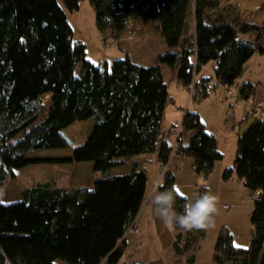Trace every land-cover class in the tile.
Instances as JSON below:
<instances>
[{
  "label": "trees",
  "instance_id": "16d2710c",
  "mask_svg": "<svg viewBox=\"0 0 264 264\" xmlns=\"http://www.w3.org/2000/svg\"><path fill=\"white\" fill-rule=\"evenodd\" d=\"M60 1L73 13L86 0ZM88 1L108 45L135 19L155 24L166 48L150 66L130 56L97 64L88 60L85 44L74 41L59 0H0V192L17 171L31 165L91 163L94 173L104 174L92 187L66 189L43 182L23 190L18 202L0 200V264H137L122 262L125 236L144 208L148 177L131 161L157 155L159 164L168 167L159 192L174 190V209L183 214L187 200L175 187L171 160L191 159L204 179L224 160L216 135L197 113L185 112L178 139L177 124L163 129L172 104L163 69L188 89L193 82H207L198 75L213 64L219 82L214 91L220 86L228 90L237 86L254 55L264 56V21L244 20L233 6H223L224 0ZM246 35L255 39L244 40ZM256 90L252 83L241 84V99L249 102ZM45 96L51 107L41 121ZM90 120L93 128L82 145L73 146L63 137V130ZM68 149L73 153L67 158L31 157L38 151ZM129 163L130 172L111 175ZM233 176L253 198L252 240L248 248H237L223 229L214 263L264 264V120L256 117L238 134L236 159L223 180ZM207 190L200 187L198 197ZM173 227L179 256L203 232Z\"/></svg>",
  "mask_w": 264,
  "mask_h": 264
},
{
  "label": "rangeland",
  "instance_id": "374dc122",
  "mask_svg": "<svg viewBox=\"0 0 264 264\" xmlns=\"http://www.w3.org/2000/svg\"><path fill=\"white\" fill-rule=\"evenodd\" d=\"M59 2L68 15L70 25L74 32V41L85 44L87 49V58L90 61L97 63L101 60L100 64H102L106 58L109 61L122 59L124 52L121 48L125 46L135 49L136 53L139 55H147L148 60L146 59V61L149 65L153 63V58L155 59L163 52V40L153 23L145 24L140 21H134V19L133 22H130L126 33H124L120 39L114 40L110 45H108L106 41H108L109 38L99 33L96 26L95 13L88 0L81 2L79 11H75L73 13L66 10L60 0ZM223 2H230L234 4V6L242 12V15H244L246 19L255 23L261 21V16L259 14L253 16L250 14V19L249 13L247 12H258L260 7L263 5L262 1L224 0ZM106 46L109 48H106ZM258 61L259 60L256 56L249 63L245 69L246 72L243 77L244 79L248 78L251 80H260L259 78L264 74V63L261 64V62L259 63ZM164 69L166 80H173L175 73L167 68ZM237 87H239V84L236 88ZM233 89L235 90V87H233ZM171 90L174 93V86H172ZM186 90L188 97L183 107L178 105V107L175 108L174 105L171 104L167 107L164 118V128L169 126L168 124L171 119L178 117L181 114H185L188 110L197 113L203 123L207 125L208 129L215 134H218L219 140L223 143L222 145L226 154L224 163L231 164V162H233L235 151L233 148V136L237 135L238 132H244L254 121L255 115L250 113L247 114L244 118L245 122L241 123V125H238L239 120L237 119V125L234 127L233 111H236V109H238L237 107H241L243 105L247 107L246 102L240 106L235 105L234 100L228 97L227 89L221 86L215 89V91L213 89L208 97L200 100H196L192 97L191 87ZM257 90L256 95L263 100L264 84L258 86ZM184 92L185 91H181L179 95H182ZM43 105L46 108V111L41 115V121L46 119L51 107L49 96H45L43 98ZM255 107L259 108L262 106L257 105ZM251 108L253 109L254 107L251 106ZM178 126L176 134L180 133L182 122L178 123ZM240 126L241 129L239 130ZM92 128V120L88 122H77L68 129L63 130L62 135L73 146L77 147L86 141ZM72 153L73 149L38 151L32 153L31 157L36 159H62L71 157ZM179 159L182 158L176 157L173 159L174 161L171 163L172 165L170 167V170L174 173L177 179V191L187 201L192 200L194 202L198 197V190L200 187L205 186L208 190H211V192L218 198V214L215 217V226L211 229L203 230L200 236L194 237L192 247L189 248L188 252H184L183 255L179 256L175 253V251H173L174 249L172 247L173 237L171 235L173 234L175 228L173 225H166L160 217L156 216L154 217V220L156 219L154 224L157 223V226H162L163 229H165L164 237H162V234L160 236L161 241L157 240V230H155L156 226L153 227L152 217L149 219V216H152L150 215V212L152 213V209L150 207L154 205V198L159 193L160 186L164 183L163 170H167L168 167L164 166L159 171L157 164L154 166H148V196L144 204V208L147 205H150V207L145 209L143 208L144 212H142L139 222H137V218L132 223L125 236L126 239L131 235V233L140 232L139 235L133 236V238L137 237L138 243H132L126 253L129 256L133 255V259L130 260L134 263L139 261L138 263L142 264H188L190 259H194V262L191 264H215L213 260L215 248L219 235L223 229H227L229 231L233 238V244L235 247L248 248L250 246L253 231L250 222L253 212V198L250 196L246 187L242 184L233 183V185L230 184L229 186H225L227 187V189H225L221 180H217L216 171L206 180L203 177L193 174L192 164L194 162L190 159L185 158L184 161L186 162H184V164H182L178 169V167L175 166V163ZM128 172H130L128 168L116 170V173L119 175H124ZM103 175L104 174L101 172L94 173L92 171L91 163L71 165H31L17 171L15 180L9 179L7 181L5 187L1 189V202L9 204L18 202L21 199V192L23 190L39 183L51 182L57 187L74 189L75 187L82 185L90 186L92 183L94 184L97 179L102 178ZM148 220H150V224ZM177 234L178 232L175 230V235L177 236ZM122 245L123 244L120 246ZM136 245H138L140 249L132 253V250L135 249ZM184 247L185 241L181 243V249H184ZM57 264L64 263L59 262Z\"/></svg>",
  "mask_w": 264,
  "mask_h": 264
},
{
  "label": "crops",
  "instance_id": "0c3cea01",
  "mask_svg": "<svg viewBox=\"0 0 264 264\" xmlns=\"http://www.w3.org/2000/svg\"><path fill=\"white\" fill-rule=\"evenodd\" d=\"M227 5H229V6H233L235 9H236V12H238L242 17H243V19L244 20H248V19H246L245 18V16L244 15H242V12L241 11H239L238 10V8L237 7H235L234 6V4H232V3H230V2H227V3H223V6H227ZM247 13H249V17H250V14H252V16L253 15H257V14H259L260 16H261V21H258V22H256V23H260V24H262V22L264 21V3H263V5L260 7V9L258 10V12L256 11V12H254V11H251V12H247ZM250 19H251V17H250ZM249 21H251V20H249ZM155 28L158 30V28L156 27V25H155ZM244 40H251V41H253L254 39H255V37L253 36V35H246V36H243L242 37ZM127 46H129V45H127ZM164 47V48H163ZM162 50L164 51L165 50V44H164V42H163V45H162ZM121 50H123V52H124V56H123V58H125L126 56H130L132 59H135L138 63H140L141 65H146V66H150L151 64H147L148 62L146 61V59L148 60V58H147V55H139V54H137L136 53V51H135V49H131V48H128V47H125V46H123L122 48H121ZM137 50V49H136ZM257 56V58H258V62L260 63L261 62V64L262 63H264V56H261V55H258V54H256V55H254L250 60H249V62L247 63V65H246V67L249 65V63L253 60V58L254 57H256ZM154 59V58H153ZM153 59H152V62H153ZM106 61H109L107 58L105 59ZM100 61L101 60H99L98 62H97V64L98 63H100ZM163 70H165V69H163ZM245 72H246V70H245ZM245 72H244V74H243V76L241 77V79L238 81V84H239V86L241 85V84H243V83H252V84H254V85H256L257 86V88H258V86H261V84H264V74L259 78L260 80H251V79H248V78H246V79H244L243 77L245 76ZM200 75V76H199ZM198 75V80H203V79H210V78H214L215 77V74H214V70H213V64L212 65H209V66H206V67H204L203 69H202V71H201V73ZM263 77V78H262ZM176 77H174V79L173 80H170L169 82H170V90H169V92H170V95H171V97H172V104L171 105H174V107L175 108H177L178 107V105L181 107H183V105H185L184 103L187 101L186 99H187V97H188V93H187V90L184 88V87H182L178 82H177V80L175 79ZM237 84V85H238ZM172 86H174V89H175V91H174V93L172 92V90H171V88H172ZM181 91H185L182 95H179V93L181 92ZM257 91L258 90H256V94H257ZM255 94V96L252 98V99H250V101L249 102H246V104H247V107L246 106H241V107H237L238 109H236V111L234 110L233 111V124H234V127H235V125H237L236 124V121H237V119L239 120V123H238V125H241V123H244L245 122V117H246V115L247 114H252V108H251V106H262L263 108H264V99L262 100V99H260L257 95ZM180 96V97H179ZM260 99V100H259ZM235 104V103H234ZM253 115V114H252ZM183 117H184V114L182 115H180V116H178V117H175V118H173V119H171V121L169 122V126H167V127H165L164 128V126H163V129L165 130V131H169V130H171L172 129V127H173V125H175V124H177L178 125V123H181L182 122V120H183ZM238 117V118H237ZM256 119V116H255V118H254V120ZM247 121V120H246ZM254 122V121H253ZM252 122V123H253ZM247 123V122H246ZM163 125H164V123H163ZM243 125V124H242ZM207 126V125H206ZM208 128V127H207ZM241 129V126L239 127V130ZM210 131V130H209ZM212 132V131H211ZM173 133L175 134V132H174V130H173ZM214 133V132H213ZM215 134V133H214ZM238 134H241V133H237V135H234L233 136V148H234V156H233V162H231V164H225L224 163V160H225V158H226V154H225V150H224V148H223V143L219 140V137H218V134L216 133L215 135H216V137H217V141H218V149H219V151L224 155V160L223 161H221V162H219L216 166H215V168H214V170H213V172L212 173H214L215 171L217 172L216 174H217V180H221V183H222V185L225 187V186H229L230 184H232L233 185V183H238V184H242V185H244L243 184V182L242 181H239V180H237L236 178H235V176H233V178L230 180V181H225V180H223V174H224V172H225V170L226 169H228V168H230V167H232L233 166V164H234V162H235V159H236V154H237V139H238ZM175 135H173L172 134V138H171V143L173 142V143H175L176 142V139H175V137H174ZM176 158V157H175ZM174 158V159H175ZM179 158V157H178ZM180 158H182V159H179L176 163H175V166H177L178 167V169H179V167L182 165V164H184V162H186V161H184L185 160V158L184 157H180ZM187 159H189V158H187ZM191 160V159H190ZM173 161L174 160H171V163H173ZM135 163L136 165H137V167L139 168V170H141V171H143V172H145L146 173V175H147V177H148V170H147V167L148 166H154L155 164H157V166H158V170L160 171L161 170V168H162V166L159 164V162H158V160H157V155H155V154H150V155H142V156H140V157H137V158H135V159H133L132 161H131V163ZM131 163H129V165L128 166H126V167H122V168H128L129 169V171H131L132 170V168H131ZM73 164H76V163H73ZM172 165V164H171ZM170 165V166H171ZM232 165V166H231ZM118 169H121V168H117V169H114L113 171H112V173H111V175H113V176H120L119 174H117L116 173V170H118ZM92 171H93V165H92ZM192 172H193V174L194 175H196L197 176V174L195 173V170H194V163L192 164ZM207 180V179H206ZM210 180V179H209ZM148 181H149V178H148ZM176 183H177V179H176V182H175V187H176ZM94 184L92 183L90 186L92 187ZM89 185L88 186H77V187H75L74 189H79V188H85V187H90ZM61 188H63V187H61ZM177 188H178V186H177ZM225 189H227V187H225ZM153 204H154V202H153ZM149 208L150 207V205H147V206H145V208ZM144 208V209H145ZM151 209H152V213L150 212V215H152V216H149V219H150V217H152L151 219H152V223H153V227L154 226H156V229L155 230H157V240H159V241H161L160 239V236L163 234V236L162 237H164V233H165V229H163V227L162 226H157V223L156 224H154L155 222H156V219L154 220V217H156L157 215H156V212H155V205H152L151 207H150ZM144 209L142 210V212H144ZM142 212L140 213V215H139V217H138V219H137V222H139V219H140V217L142 216ZM149 221V224H150V220H148ZM148 229H149V227H148ZM135 232H133V233H131V235L127 238V246H126V252H125V256H124V258H123V261L122 262H125V263H134L132 260H130V259H133V255H128V254H126L127 253V250H128V248L130 247V245L132 244V243H138L137 242V237H135V238H133V236L135 235H139V233L140 232H138V233H135ZM149 234V233H148ZM172 237H173V242H172V247L174 246V243H175V230L173 231V234L171 235ZM148 238H150V237H148ZM141 239V238H140ZM153 239V238H152ZM139 241H142V240H139ZM145 244V243H144ZM138 249H140L139 248V246L138 245H136V247H135V249L134 250H132V253L133 252H135L136 250H138ZM174 249V248H173ZM174 251V250H173ZM128 259V260H127ZM139 261H137V264H142V263H138Z\"/></svg>",
  "mask_w": 264,
  "mask_h": 264
},
{
  "label": "clouds",
  "instance_id": "9594fccd",
  "mask_svg": "<svg viewBox=\"0 0 264 264\" xmlns=\"http://www.w3.org/2000/svg\"><path fill=\"white\" fill-rule=\"evenodd\" d=\"M173 191L159 192L154 198L156 215L166 225L176 224L187 231L211 229L215 226L218 198L211 190L205 191L194 202L186 201L183 214L174 209Z\"/></svg>",
  "mask_w": 264,
  "mask_h": 264
},
{
  "label": "built area",
  "instance_id": "2783aa9c",
  "mask_svg": "<svg viewBox=\"0 0 264 264\" xmlns=\"http://www.w3.org/2000/svg\"><path fill=\"white\" fill-rule=\"evenodd\" d=\"M264 2V0H259ZM219 85L218 80L214 77V78H210L207 82L200 84V85H196L194 82L192 83V85L190 86L192 89V97H194L196 100H200L202 99V97L205 96L206 94H210L212 92V90ZM233 89V88H232ZM234 90V89H233ZM231 89L227 90V94L228 97L232 98L234 100L235 105H242L244 103V101L241 99L240 93H239V87H235V90L233 91ZM253 112L255 114V116L259 119L264 120V108L262 107H255L253 109ZM180 133L177 134V139L180 136V134L182 133V128L180 127ZM177 145V142L175 143V146ZM166 170H163V174L165 173ZM259 195V193H258ZM1 192H0V200L1 199Z\"/></svg>",
  "mask_w": 264,
  "mask_h": 264
},
{
  "label": "bare ground",
  "instance_id": "6f19581e",
  "mask_svg": "<svg viewBox=\"0 0 264 264\" xmlns=\"http://www.w3.org/2000/svg\"><path fill=\"white\" fill-rule=\"evenodd\" d=\"M2 195V194H1Z\"/></svg>",
  "mask_w": 264,
  "mask_h": 264
}]
</instances>
